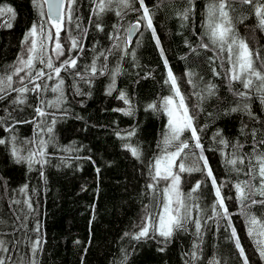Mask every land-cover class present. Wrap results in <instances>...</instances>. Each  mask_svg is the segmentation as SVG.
Listing matches in <instances>:
<instances>
[{
    "label": "trees",
    "instance_id": "obj_1",
    "mask_svg": "<svg viewBox=\"0 0 264 264\" xmlns=\"http://www.w3.org/2000/svg\"><path fill=\"white\" fill-rule=\"evenodd\" d=\"M213 2L218 0H194V12L189 20L182 21L177 13L189 6L187 0H145V4L155 11L153 26L160 40L157 47L151 30L144 27V22L134 40L128 42V28L142 15V10H132L139 9L138 0H132V8L123 9L120 17L115 14V4L112 11L97 17L93 14V0H75L72 23L66 22L65 26L72 36L80 38L83 51L68 52L66 47L65 56L57 60L52 52L54 43L44 42L57 67L69 56L77 59L76 68L60 73L63 99L56 103L59 93L51 90L58 83L54 77L37 81L47 85V90L26 93V102L22 105L12 104L18 95L16 92L10 91L0 100V120L3 121L0 123V138L10 141L15 136V146L24 156L36 151L39 141L43 140L46 142L44 159L47 161L43 166L33 164L30 170L27 162L18 164L14 161L11 142L0 144V240L8 249L7 252L0 251V258L5 260V264H32L33 259L35 264H121L125 254L126 264H209L213 258L219 264H242L233 241L229 239L227 222L209 219L215 195L211 178L206 177V169L203 174L181 173L180 182L185 201L199 204V213L195 208L192 210L193 219L198 217L202 224L199 238L192 223L187 225L186 231H177L167 244L158 239L136 241L124 235L139 230L136 226L145 215L146 206L153 214L162 210V191L169 182L159 181L155 191L148 185L153 183L149 175L150 165L156 157L163 155L161 142L168 132V116L162 110L161 101L163 97L172 95L169 85L164 83L169 68L177 77L190 112L194 110L196 113L194 127L217 184L228 182L222 195L233 197L226 199L225 203L245 254L250 264H264L256 251L254 239L248 235L245 218L240 214V204L232 187L237 181L249 179L245 174L249 158L255 165V155L264 152V144H260L257 152L253 153L250 135L255 128L256 141L264 140V104L260 103L254 91L248 100H240L234 95L235 91L246 90L239 82L229 85L226 77L229 65L226 62L221 65L223 57L212 59L216 54L211 45L208 49H199L198 54L188 47V44L197 47L201 39L210 44L203 35V25L207 6ZM0 6L12 7L16 13L15 19L11 20V28L6 27L9 15L0 16V75H7L26 49L23 43L26 32L41 17L32 0H0ZM230 6L239 36L264 56V29L258 26L253 5L231 0ZM43 23L47 30L46 15ZM98 23L103 31L97 29ZM61 43L69 45L67 31L61 32ZM115 44L119 48L113 47ZM125 46L128 54L122 51ZM93 60H96L98 69L107 66L103 75L91 76ZM39 67L43 65L37 64ZM117 67L120 73L115 78V90L109 95L111 73ZM256 68L264 71L258 61ZM189 71L193 73L195 88L188 83L186 74ZM77 72L84 79L77 76ZM24 83L29 88L34 86L27 79ZM209 84L216 86L215 96L207 97ZM21 86L19 77H14L13 87ZM120 92L126 93L130 105L117 99ZM194 92L207 98L199 101ZM41 101L45 103L41 104ZM48 102H52L51 106ZM153 103L157 110L148 108ZM244 103L251 104L257 119H250L242 111L230 112L232 107ZM37 107L42 108L45 115L39 116ZM129 107L131 115L114 111ZM10 127L11 131L6 130ZM48 128L52 129L50 133ZM129 131H134L135 135L128 137ZM221 137L228 141L227 148L218 143ZM181 140L190 145L185 149L187 156L184 162L191 166L200 149L194 147L190 130L181 135ZM129 143L141 151L139 159L124 147ZM236 143L243 145L237 155L245 157L244 165H238L242 169L239 174L226 167L224 155L232 153ZM174 150V145L169 148V151ZM199 165L203 167V161ZM197 181L202 182L201 188L189 198L188 193ZM253 183L259 187V178ZM24 185L28 186L27 195L19 191ZM29 198L31 208L24 203ZM254 198L264 199L258 194ZM14 200L20 203H13ZM248 211L264 221V206L253 205ZM37 225L40 226L39 231H35ZM37 239L40 240V248L33 256L31 247ZM194 243L199 244L196 260L191 256ZM160 247H164V251H159Z\"/></svg>",
    "mask_w": 264,
    "mask_h": 264
},
{
    "label": "snow or ice",
    "instance_id": "obj_2",
    "mask_svg": "<svg viewBox=\"0 0 264 264\" xmlns=\"http://www.w3.org/2000/svg\"><path fill=\"white\" fill-rule=\"evenodd\" d=\"M75 0H32L33 6L37 9L38 15L41 17L40 21L33 22L29 30L26 32L23 43L26 45L24 53L17 58L16 64L12 67V71L7 75H0V100L5 98L8 92H16L18 95L12 100L14 105H22L26 102L25 94L28 92H40L46 91L47 85H41L37 83L42 79L51 80L54 77L58 79V83L52 87V91L59 93L57 98V104L63 99V79L60 78V73L62 70L68 71L74 69L77 66V59L69 56L64 59L59 67H57L52 59V56L48 54L47 46L44 43L52 42L54 47L52 52L55 53L56 59L59 60L60 57L65 56V49L71 52L73 50L83 51V46L81 44L80 38L71 35L69 29L66 28L65 24H71L73 20L72 16V5ZM95 7L93 8V14L100 17L107 11H112V5H116L115 14L120 17L123 15V9L132 8V0H93ZM139 9H134L136 11L142 10V15L139 20L132 24L128 32V42L131 41L132 36L139 32L141 22H144V27L151 30L153 39L156 41L157 47L160 46L159 37L156 35V29L153 26V16L155 11L150 9L146 4L145 0H138ZM188 7H186L182 12H178L177 16L182 21H187L190 15L194 12L195 4L194 0H187ZM242 5H253V14L257 18L258 26L264 29V0H239ZM67 4V7H65ZM47 5V13L44 11V6ZM231 0H218V2L210 3L206 9V18L203 25L204 33L203 35L207 37L209 43H205L201 39L200 44L197 47H193L188 44L191 52L198 54L199 49H208L210 45L215 51V57L221 59V65L225 62L229 65L226 70V77L228 79L229 85L233 82H239L242 84L243 89L246 91H235L234 95L240 100H248L250 98V93L255 92L257 98L260 100L261 104H264V71L258 70L256 68V62L258 61L261 68H264V56L261 55L260 51H254L253 48L249 46V42L244 38H241L236 31L233 18L231 16ZM155 7H159L156 5ZM8 14L9 22L7 27L11 28V20L15 19L16 13L12 7L0 6V16ZM47 16L48 28L45 29L43 23V17ZM240 22H243L242 20ZM77 28L79 24L77 23ZM97 29L103 31V27L98 23L96 25ZM53 29L55 30L53 32ZM67 31L69 36V45H64L61 43V32ZM86 32V30H84ZM39 37V40L37 39ZM112 39L113 37H109ZM187 43V41H186ZM113 47L119 48L118 44ZM125 54H128V49H122ZM226 54V56H225ZM103 55V53H101ZM131 55L135 58V52L132 51ZM161 55H163V49H161ZM107 59V57H105ZM37 64L43 65V67L37 68ZM165 66L167 67V60L165 59ZM106 65L98 69L96 66V60H93L90 66L91 76L97 74L103 75L106 71ZM47 69V71H46ZM215 72V70H214ZM24 73V75H21ZM120 73V68L117 67L112 73V83L109 85L108 94L111 95L115 90V78ZM77 76H81L79 72L75 73ZM219 75V73H215ZM189 79L188 83H193L192 76L193 73L189 71L186 74ZM19 77L20 83L23 85L19 88L13 87V78ZM32 83L34 86L29 88L25 84V80ZM81 79H84L81 76ZM166 85H169L172 95L163 97L161 104L162 110L168 116V132L164 134L162 140V152L163 155L155 158L154 163L150 165L149 175L153 180L152 184L148 187L155 191L156 185L159 181L163 180L169 182L162 191V210L159 213H151L148 211L147 206L145 207V215L141 218L140 223L136 226L139 230L134 233H125V236H131V239L136 241L148 240V239H158L162 244H167L177 231H186L187 225L189 223L194 224L195 234L199 238L202 233V224L200 219L197 217L193 219L192 210L196 209L197 213L200 211L198 203L188 204L182 196L179 185L181 181V173H193L201 172L202 174L206 169V177L211 178V183L214 188L215 201L212 204V215L209 219L213 220H224L227 222V229L230 230L229 239L233 241L235 248L238 251L239 257L242 259V264H250L249 257L245 254V249L240 243V239L237 235L235 227L231 224V214L226 206V199H233V197H226L222 195V190L227 187L228 182H221L217 184L216 178L213 176L212 169L208 166L207 158L203 155V146L200 143V138L197 135V130L194 127V120L196 113L191 111L188 105L185 103V96L181 93L180 87L177 83V77L173 74L172 70L169 68L167 72V79L164 81ZM197 96L199 101H203L207 97H212L216 95V86L209 84L207 86V97L199 94L193 93ZM117 99L122 100L125 104L130 105V100L127 98L126 93L120 92ZM41 101V104H44ZM51 106L52 102H48ZM198 107V105H197ZM149 109L157 110L156 104H149ZM114 111H123L125 115H131V108L127 109H114ZM242 111L248 115L252 120L257 119L251 110L250 103H244L242 106L237 105L230 109L231 113ZM36 112L39 116L45 115L42 108L37 107ZM225 114H229L226 112ZM0 123H3L0 120ZM19 123V121H17ZM39 128V125H37ZM246 127V126H245ZM11 131L12 128L6 129ZM191 131V138L195 141L194 147L200 149L196 160L191 166H188L184 162L185 149H189L190 145L187 141L181 140V135L186 131ZM47 131L50 133L51 128ZM244 131V129H242ZM119 136L120 134L117 133ZM135 135L134 131L128 132L127 136L131 137ZM217 135H220L217 133ZM250 135L253 138V153L257 152L258 145L264 144V140L256 141L257 130L254 128L251 130ZM124 139L125 137H121ZM16 137L12 136L10 141H6L0 138V144H5L11 142V154L16 163L27 162L29 169L31 170L33 164H40L43 166L47 163L45 156L46 142L39 141V147L36 151L30 152L28 156L22 155V153L15 146ZM218 143L224 148H227L228 141L224 138H220ZM175 146L174 151H169V148ZM124 147L128 149L131 154L139 159L141 157V151L138 147L133 145L125 144ZM243 145L236 143L233 145L232 153L225 155V165L230 167L232 171L240 173L242 169L238 165H244L245 157L243 155H237L239 149H242ZM194 155H196L194 153ZM179 159V164L177 165V160ZM203 161V167L199 165V162ZM256 164H252L251 158H249L248 172L245 173L249 179L243 181H237L232 184L235 189V199L240 204V214L244 216L245 223L247 226L248 235L254 239V244L256 251L261 259L264 261V221H261L255 215L249 213L248 209L253 205L264 206V199L257 200L254 197L258 194L264 197V152H260L255 155ZM176 168L177 171H173ZM99 172V169H97ZM43 175V173H41ZM259 178V187H256L253 183ZM202 182L197 181L191 192L188 193L189 198L193 197L194 194L201 188ZM21 193L27 195L28 186L24 185L19 190ZM13 203H20V201H13ZM29 208L32 207L30 198L24 201ZM2 222V221H0ZM219 227V224H218ZM40 226L37 225L35 231H39ZM77 243H79L77 241ZM40 248V240L37 239L32 243L31 252L35 256L36 252ZM199 248L198 243L193 244V251L191 256L193 260L198 259L197 249ZM0 251L7 252L8 249L4 246V241L0 240ZM159 251H164V247H160ZM127 254H125L124 259L121 264H126ZM0 264H5V260L0 258ZM32 264H35L33 259ZM209 264H219L215 258H213Z\"/></svg>",
    "mask_w": 264,
    "mask_h": 264
},
{
    "label": "water",
    "instance_id": "obj_3",
    "mask_svg": "<svg viewBox=\"0 0 264 264\" xmlns=\"http://www.w3.org/2000/svg\"><path fill=\"white\" fill-rule=\"evenodd\" d=\"M67 6V4H65V7ZM45 11H46V13H47V5H45ZM136 23V22H135ZM135 23H133V24H135ZM132 25V24H131ZM130 25V26H131ZM141 28H142V25L140 26V29H139V31L141 30ZM129 29V28H128ZM139 32H137V33H135L133 36H132V38H131V41H133L134 40V38L136 37V35L138 34ZM127 34H128V32H127ZM130 41V42H131Z\"/></svg>",
    "mask_w": 264,
    "mask_h": 264
},
{
    "label": "bare ground",
    "instance_id": "obj_4",
    "mask_svg": "<svg viewBox=\"0 0 264 264\" xmlns=\"http://www.w3.org/2000/svg\"><path fill=\"white\" fill-rule=\"evenodd\" d=\"M4 17V16H3ZM112 18V17H111ZM1 19V18H0ZM1 23V22H0ZM8 23V22H7ZM246 23V22H245ZM6 24V23H5ZM6 27H7V24H6ZM117 33V32H116ZM253 33V32H252ZM118 34V33H117ZM114 37V36H113ZM257 37V36H256ZM262 37V36H261ZM264 38V37H263ZM262 38V39H263ZM116 40V39H115ZM254 42V41H253ZM261 42V41H260ZM125 48H126V46H125ZM115 49V48H114ZM91 51V50H90ZM95 55V54H94ZM92 57V56H91ZM95 58V57H94ZM12 65V64H11ZM9 73V72H8ZM184 79V78H183ZM112 80V79H111ZM32 86V85H31ZM122 86V85H121ZM120 89V88H119ZM129 90V89H128ZM120 91V90H119ZM118 92V91H117ZM129 132H131V131H129ZM199 151V150H198ZM198 175V174H197ZM203 179V178H202ZM195 182V181H194ZM13 197V196H12ZM17 200V199H16ZM15 201V200H14ZM32 234V233H31ZM8 259V258H7ZM9 264V263H8Z\"/></svg>",
    "mask_w": 264,
    "mask_h": 264
},
{
    "label": "rangeland",
    "instance_id": "obj_5",
    "mask_svg": "<svg viewBox=\"0 0 264 264\" xmlns=\"http://www.w3.org/2000/svg\"><path fill=\"white\" fill-rule=\"evenodd\" d=\"M186 156H187V155H184V158H185ZM179 162H180V161L177 160V165L179 164ZM173 171L175 172V171H177V169L174 168ZM180 175H181V174H180ZM180 182H181V181H180ZM179 188H180V185H179Z\"/></svg>",
    "mask_w": 264,
    "mask_h": 264
}]
</instances>
